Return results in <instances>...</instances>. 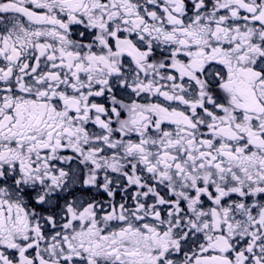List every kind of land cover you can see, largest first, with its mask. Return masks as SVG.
I'll return each mask as SVG.
<instances>
[{"label": "snow or ice", "instance_id": "1", "mask_svg": "<svg viewBox=\"0 0 264 264\" xmlns=\"http://www.w3.org/2000/svg\"><path fill=\"white\" fill-rule=\"evenodd\" d=\"M0 264H264V0H0Z\"/></svg>", "mask_w": 264, "mask_h": 264}]
</instances>
